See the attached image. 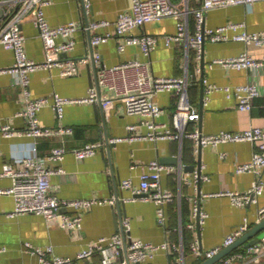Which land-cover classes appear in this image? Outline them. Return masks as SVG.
Listing matches in <instances>:
<instances>
[{
  "label": "crops",
  "instance_id": "crops-1",
  "mask_svg": "<svg viewBox=\"0 0 264 264\" xmlns=\"http://www.w3.org/2000/svg\"><path fill=\"white\" fill-rule=\"evenodd\" d=\"M199 1L191 0L190 5L197 6ZM131 10L132 0H93L88 11L83 7V0H52V4L45 8V14L51 26L75 21L82 23L84 27L88 23L106 20L110 25L98 30L99 34H106L114 32V23L121 13ZM0 17H3L1 7ZM233 22L245 23L249 32L263 31L264 3L257 2L252 7L233 5L212 9L206 13L205 24L209 28ZM191 25L193 28V18ZM143 29L157 36L175 34L177 21L174 18H165L148 23ZM22 31L26 36L28 57L38 62L43 61L44 45L32 17L24 20ZM139 31L135 30L136 33ZM234 34V31H229L230 37ZM75 40L76 47L70 55L76 58L85 56L90 51L87 30L80 29L75 34ZM122 42V37L114 36L98 47L104 64L110 67L137 59L147 63L152 75L188 77V96L201 109V119L196 125L203 134L241 132L252 126L264 128V66L243 70L230 69L219 64L210 66L216 58L237 56L244 52L255 58H262L264 45H247L233 39L220 42L207 39L204 46L205 65L202 67V58L198 59L186 42L167 46L161 39L148 56L138 46H128L121 52L119 44ZM14 62V52L0 45V68L10 67ZM96 78L97 72L93 65L82 66L81 73L74 77L61 76L56 68L51 71L38 70L30 74V97L52 98L54 94L70 98L83 97L96 82ZM201 81L204 84V97L207 86L204 82L221 87L256 82L261 87L262 94L255 98L250 111L241 110L237 100L228 98L222 90L213 92L209 103L204 105ZM26 101L27 96L19 79L10 74H1L0 127L10 125L15 130L25 129L28 121L19 112L25 109ZM178 101L179 96L175 92L165 91L155 96V102L165 110L158 118L159 122L172 126ZM144 119L142 116L129 114L121 102H116L108 112L99 104H69L61 118L51 104L39 112L40 124L51 128L69 127L73 129L72 134L41 139L26 136L7 138L0 130V170L4 163L22 164L21 157L28 153L35 154L31 150L35 144V156L43 159L47 158L53 148L63 146L68 149L65 159L61 163L47 162L49 167L63 168L61 174H55L51 178L52 193L63 200L112 197L116 200L114 205H94L86 210H63L65 214H80L83 218L80 229L70 230L63 228L58 218L45 219L30 213L10 216L9 213L15 209V199L12 195H0V248H5L0 253V264H41L37 254L26 250V244L34 248L50 246L54 255L75 259L80 251L99 239L118 232L123 233V221L126 219L130 222V230L124 234L128 242L131 237L157 245L170 241L179 246L176 252L160 251L153 258L139 264H201L206 259L193 254V242H200L204 250L222 247L226 237L246 221L249 231L262 220L259 212L264 207V192L257 203L243 207L234 206L228 196L213 195L226 190L247 192L253 186L257 180L254 173L236 171L238 164L251 161L255 151L253 143L228 142L218 146L200 147L199 151L197 144L187 138L182 141L154 142L141 139L133 142H111V139L125 138L133 133L128 129L131 124L139 125L137 133H146L148 128L142 124ZM194 127V123L188 125V129ZM106 136L110 146H107ZM90 143H101L94 156L81 159L73 154V149ZM154 160L174 169L164 173L161 179L162 187L176 196L165 207L168 218L166 226L158 223L155 202L139 197L132 198L133 192L122 187L123 180L131 179L134 187L138 188L143 166ZM133 164L138 167L133 169ZM199 170L209 180L202 179L198 185L193 182L187 184V179L192 180ZM261 178L264 182V169ZM11 186L10 178L0 177V188ZM194 200H198L201 210L208 214L202 225L194 217ZM261 238L262 236L258 239L259 242L262 241ZM255 247L257 252L264 250L258 244ZM79 264H103L102 256L96 254L92 258L80 260Z\"/></svg>",
  "mask_w": 264,
  "mask_h": 264
},
{
  "label": "built area",
  "instance_id": "built-area-1",
  "mask_svg": "<svg viewBox=\"0 0 264 264\" xmlns=\"http://www.w3.org/2000/svg\"><path fill=\"white\" fill-rule=\"evenodd\" d=\"M191 0H132V10L119 15L114 23V32L99 34L100 28L108 27L110 22L106 20L88 23L83 27L80 22L71 21L59 26H51L45 14V8L52 4V0H0L3 8V17H0V45L12 50L15 62L7 68H0L1 74H10L19 79L27 96L26 107L19 115L24 116L27 127L23 130H15L10 125L0 127L3 136L10 138L14 136H26L35 139L47 138L54 135L72 134L73 129L69 127H46L40 124L39 112L48 105H53L58 116L64 115L65 107L69 104H100L108 112L116 102H121L126 111L132 115H139L145 119L142 124L148 128L144 134L137 133L138 124L128 126L133 132L125 138L111 139L112 143L146 139L154 142L160 140L191 139L198 148L206 146H218L228 142H251L255 145V151L251 161L238 164L237 173L251 172L257 176V180L247 192L226 190L213 195L228 196L234 206L243 207L250 203H257L264 192V182L261 178L264 169V128L252 126L241 132L222 131L218 134L205 135L196 125L201 119V109L194 105L188 96L190 79L188 77H165L155 76L149 71L147 63L134 59L127 62L106 66L103 62L98 47L107 43L114 36L123 38L119 44L121 52L128 46H138L145 55H150L155 46L162 39L167 46L186 42L193 50L198 59L202 58L203 45L207 39L213 42L227 41L230 39L244 42L247 45H264V30L260 32H249L245 23H229L217 28H209L205 24L206 13L217 8H226L233 5L254 6L257 2L264 0H200L197 6L190 5ZM93 0H83V7L88 11ZM28 17H32L39 30V36L44 45L45 59L41 62L28 57L26 52V36L22 31V24ZM165 18H174L177 21L175 34L157 36L144 31L146 24L160 21ZM191 18L194 27L191 25ZM84 28L90 39V51L82 57L76 58L70 53L76 47L75 34ZM135 30H140L138 33ZM235 34L230 37L229 31ZM215 64L236 70L257 68L264 66V56L255 58L248 52L237 56L216 58L210 66ZM84 65H93L97 72L96 82L89 88L86 96L78 98L64 97L54 94L49 97H30V74L38 70L51 71L58 69L61 76L74 77L81 73ZM206 93L204 105L210 100V95L218 90L225 92L228 98H235L241 110L250 111L255 98L262 94L261 87L256 82H250L238 86H218L204 82ZM175 92L179 96L178 106L173 115L172 126L159 122L165 110L155 102V96L160 92ZM194 123L193 129L188 125ZM101 143H90L81 148L73 149L77 158H87L97 154ZM36 154V144L31 147ZM68 149L66 147H55L47 158L43 159L35 154H26L21 157L22 164L16 162L4 163L0 170V177H8L12 180V186L0 188V195H12L15 199V209L10 216L19 214H35L45 219L58 218L63 228L70 230L80 229L83 218L80 214H65L63 210L81 209L86 210L94 205H114L115 198L109 199H78L63 200L52 193L51 178L55 174H61L63 168L49 167L47 162L61 163ZM224 155V154H223ZM2 159L0 157V163ZM138 167L133 164L132 168ZM140 177V185L134 187L131 179L122 181V187L133 192L132 198L151 200L157 205V220L162 226L167 225L166 205L175 200V194L162 187V175L172 172L174 169L154 160L143 166ZM202 179L209 180L208 176L195 173L192 180L198 185ZM193 213L197 222L202 225L208 214L203 212L200 202L194 200ZM261 219L264 217V207L260 209ZM193 224L191 225V227ZM124 232L130 230L128 219L123 221ZM248 230L247 221L225 239L222 247L204 250L201 243L196 241L191 245L193 254L197 257L209 259L218 254L223 248L235 243ZM258 243L264 249V237ZM28 252L37 254L41 264H79L80 260L92 258L96 254L102 256L103 264H139L154 257L160 251L176 252L179 246L166 241L157 245L141 239L130 237L129 242L123 233H115L109 237H103L96 243L79 252L75 259L59 257L53 254V248H34L26 244ZM5 248H0V253ZM23 264V263H16ZM220 264H264V250L257 252V247H249L240 251H234L222 259Z\"/></svg>",
  "mask_w": 264,
  "mask_h": 264
},
{
  "label": "water",
  "instance_id": "water-1",
  "mask_svg": "<svg viewBox=\"0 0 264 264\" xmlns=\"http://www.w3.org/2000/svg\"><path fill=\"white\" fill-rule=\"evenodd\" d=\"M204 46H205V43L203 45V52H202V67H204V65H205ZM201 86H202V99H203V97H204L203 81H201ZM99 106H101V105L99 104ZM106 141H107V146H110L108 136H106ZM199 151H200V148H199ZM173 161H174V159H173ZM198 173L201 174L200 170L198 171ZM199 193H200V190H199ZM140 196L141 195H138V197H140ZM122 232H123V234H125L124 230H122ZM261 236H262V238L264 237V217L253 228H251L243 236H241L235 243H233L232 245H230L228 247L223 248V250H221L214 257L206 259L201 264H220V262L222 261L223 258H225L230 253L234 252L235 250H237L239 248L246 249V248L253 247L256 244H258L260 241L258 239ZM254 237H256V238H254ZM128 264H132V263H128Z\"/></svg>",
  "mask_w": 264,
  "mask_h": 264
}]
</instances>
